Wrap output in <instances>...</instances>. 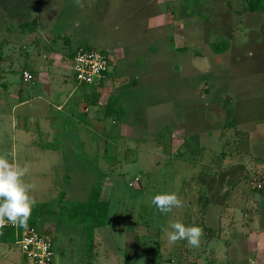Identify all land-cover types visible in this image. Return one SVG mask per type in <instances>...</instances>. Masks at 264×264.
Instances as JSON below:
<instances>
[{
	"label": "rangeland",
	"instance_id": "obj_1",
	"mask_svg": "<svg viewBox=\"0 0 264 264\" xmlns=\"http://www.w3.org/2000/svg\"><path fill=\"white\" fill-rule=\"evenodd\" d=\"M45 2L35 0L41 14ZM11 3L0 0V38L8 30ZM50 4L54 14L87 19L89 32L96 37L109 42L121 38L127 50L133 45L144 48L160 33L162 38L159 35L155 42L157 56L155 63L150 62V71L135 72L138 85L118 91L130 135L123 139L119 122L106 119L104 125L112 124L107 153L105 138L90 130L93 135L67 137L71 146L75 140L73 149L80 160H70L73 152L67 150L68 160L61 166L39 168L38 160L30 162L34 167L22 166L24 180L34 185L30 194L35 201L55 203L61 193L67 201L85 200L101 179L100 173L116 162L115 171L105 178L102 197L110 200V211L107 224L97 230L91 264H249V258L264 264V195L258 188V184L264 187V149L254 150L257 145H252L250 136L257 122L264 133V118L256 121L264 117V89L257 85L254 95L250 93L259 66L249 55L250 28L255 29L262 16L243 11L244 0H90L83 8L75 0H51ZM152 8L165 16L158 28L148 23ZM169 33L178 46L186 48H173ZM215 43L228 49L217 53ZM149 53L143 51L142 57L148 59ZM69 73V85L76 86L73 70ZM7 75L12 86L28 92L31 84L22 82L18 69ZM110 81L102 91L113 86ZM38 85L29 98L43 96L44 85ZM6 90L0 85V93ZM225 101L234 108L233 119L251 132L248 137L229 130ZM101 106L106 108V103ZM98 113L103 115L104 108ZM28 137L47 144L39 134ZM88 138H95L101 158L92 156ZM229 141L233 144L224 146ZM258 141L264 142V134ZM8 149L9 145H0V155L8 154ZM132 181L136 183L131 185ZM205 188L211 203L203 214L199 196ZM165 192H175L183 201L181 208L168 215L151 204L154 195ZM176 220L202 228L199 247H190L186 241L168 242L163 228ZM70 222L60 228L52 221L45 224L57 228L53 231L55 264H90L82 227ZM0 264L31 263L17 245L10 251L9 245L0 244Z\"/></svg>",
	"mask_w": 264,
	"mask_h": 264
},
{
	"label": "crops",
	"instance_id": "obj_2",
	"mask_svg": "<svg viewBox=\"0 0 264 264\" xmlns=\"http://www.w3.org/2000/svg\"><path fill=\"white\" fill-rule=\"evenodd\" d=\"M10 1L12 11L11 18H8V30L0 38L4 44L3 59L0 61V72L3 73L0 85L6 86L7 89L5 91L7 93H0V145H9L11 148L10 151L8 149L6 158L9 161L15 159L21 166L29 167H34L30 165L32 160H38L36 167L39 168L41 166L53 168L61 166L68 158L78 161L80 159L73 149L76 142L74 140L71 146L68 144L67 137L93 135L90 134V130H96L100 137L105 138L104 153H107L106 138L112 133V124L110 126L103 124V120L110 118H105V107L101 105L104 102L107 104L113 91L118 92L123 88L138 85L139 77H135V72L150 71V66H153L151 63H155L154 59L157 56L155 42L162 38V33L151 38L149 43L143 44L144 48H141L143 50L138 49V45H133L132 48L130 46V50H127L120 43L121 38L115 39L116 42H109L108 38L101 39L91 34L89 32L90 22L87 19L71 20L60 12L54 14L50 4L51 0H46L43 14L40 9L36 8L35 0ZM88 1L90 0H83L84 5L88 4ZM250 12L262 16L255 29L250 28L253 30L251 31L253 48L250 53L253 61L259 66L252 78L254 79L253 88L250 93L254 95L253 91L257 85V87L263 86L264 89V7L261 10ZM164 21L165 16L161 12L153 8L150 10L148 16L150 28H158ZM168 40L173 48H186L176 44L173 34L169 33ZM81 45L105 51L112 61L107 78L101 87L97 86L100 94L98 102L89 95L93 85L77 82L76 86L71 87L68 83L69 71L72 70V58L77 47ZM147 48L152 51L145 50ZM143 51L144 53L150 52L148 59L142 57ZM17 69L21 72V76L23 70H29L33 75V79L29 82H25L22 76L24 84H31L28 86V92L8 82L7 72ZM110 80L113 81V86L106 87L102 91V86H106ZM40 82L44 85L43 96L29 98V93L35 92ZM241 93L243 90L240 91V95ZM122 106L125 111L124 115H126L127 110L124 104ZM103 108L104 114L99 115L98 109ZM123 117L119 121V130L124 139L126 135H130L126 133L131 128L127 119ZM262 118L264 117H258L256 121ZM255 125L250 136L253 139L252 145H257L254 150L258 151L264 149V142L258 141V136L264 133L260 122ZM29 134L46 137L47 144H40L34 137H28ZM86 140V143H91L88 147L92 156L101 158L97 154L99 153L98 143L95 138L91 141H89L90 138ZM28 148L29 153H27ZM67 150L73 152V155L68 158L65 155ZM20 151L22 154H19ZM53 153L55 155H52ZM0 244L9 245L10 251L16 246L13 243L0 242ZM6 252L8 251H3V253Z\"/></svg>",
	"mask_w": 264,
	"mask_h": 264
},
{
	"label": "trees",
	"instance_id": "obj_3",
	"mask_svg": "<svg viewBox=\"0 0 264 264\" xmlns=\"http://www.w3.org/2000/svg\"><path fill=\"white\" fill-rule=\"evenodd\" d=\"M244 8L243 11H258L263 9L264 0H244ZM25 26V25H23ZM3 41H0V61L3 59ZM88 47V46H87ZM91 48V47H90ZM215 52L223 53L228 49L227 46L218 45L215 43L213 45ZM120 93V92H119ZM118 92L113 93L109 96L106 108H105V118H112V120L117 124L122 117L124 116V107L119 103L120 97ZM91 97H94L95 101L98 102L100 98V94L98 93L97 86H92L91 91L89 92ZM224 107L227 109L228 115V126L229 130H233L234 134L237 136H247L249 135V130L243 129L239 124L233 119L234 108L229 107L227 101L224 102ZM240 139H235L233 142L238 143ZM107 143V142H106ZM225 144H233L231 141L224 143ZM106 149L108 152V146L106 144ZM223 154L224 149L221 151ZM117 161H120L117 158ZM116 162H113V167L110 164V169L104 173H100V180L93 184L91 191L88 197L82 201H67L64 193H61L55 203L42 202L37 203L32 210L31 216L28 220L27 226H32L37 228L41 232L51 233L53 236V229L51 227L46 226L47 222H54L57 228H60L62 223H72L76 222L79 226L82 227V234L85 238V243L87 245L88 251L90 254L89 263H93L94 258L92 257L94 254V250L96 246V234L97 230L101 229L107 224V218L110 211V200L102 197V191L105 184V178L112 174L116 167ZM115 165V166H114ZM259 191L264 195V187H258ZM199 199L202 203V212L203 214L207 213L208 206L211 203V198L207 193L208 190H200ZM54 205V208L52 207ZM56 228V229H57ZM54 238V236H53ZM16 234L13 227L5 226L0 229V242L5 243H13L15 244ZM56 261V259H55ZM54 261V264H55Z\"/></svg>",
	"mask_w": 264,
	"mask_h": 264
},
{
	"label": "clouds",
	"instance_id": "obj_4",
	"mask_svg": "<svg viewBox=\"0 0 264 264\" xmlns=\"http://www.w3.org/2000/svg\"><path fill=\"white\" fill-rule=\"evenodd\" d=\"M75 3L80 8L84 7L83 0H75ZM25 175L26 169L15 159L9 161L5 155H0V229L8 224L14 227H27L36 201L30 195L34 185L24 180ZM151 204L162 214L168 215L173 209L181 208L183 201L175 192H165L154 195ZM163 231L170 244L186 241L187 245L193 248L200 246L203 235L201 227L186 226L179 220L170 221ZM249 264H254L251 258Z\"/></svg>",
	"mask_w": 264,
	"mask_h": 264
},
{
	"label": "built area",
	"instance_id": "obj_5",
	"mask_svg": "<svg viewBox=\"0 0 264 264\" xmlns=\"http://www.w3.org/2000/svg\"><path fill=\"white\" fill-rule=\"evenodd\" d=\"M111 58L103 50L79 46L72 58V70L75 80L84 85L101 87L111 68ZM25 82L33 79L29 70H23ZM139 178L136 177V181ZM136 182H131L133 185ZM261 187V184H258ZM13 227L16 234L15 245L22 251L25 259L31 264H54L56 259L55 240L51 233L41 232L32 226Z\"/></svg>",
	"mask_w": 264,
	"mask_h": 264
}]
</instances>
